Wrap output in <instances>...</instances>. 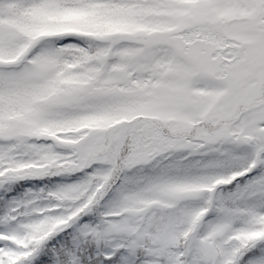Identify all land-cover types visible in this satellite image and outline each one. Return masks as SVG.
<instances>
[{"label":"snow or ice","instance_id":"1","mask_svg":"<svg viewBox=\"0 0 264 264\" xmlns=\"http://www.w3.org/2000/svg\"><path fill=\"white\" fill-rule=\"evenodd\" d=\"M0 264H264V0H0Z\"/></svg>","mask_w":264,"mask_h":264}]
</instances>
